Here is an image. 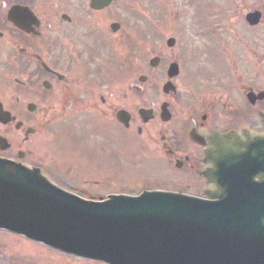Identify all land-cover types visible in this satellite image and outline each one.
I'll use <instances>...</instances> for the list:
<instances>
[{"label": "flooded vegetation", "instance_id": "af4514ba", "mask_svg": "<svg viewBox=\"0 0 264 264\" xmlns=\"http://www.w3.org/2000/svg\"><path fill=\"white\" fill-rule=\"evenodd\" d=\"M90 1L0 0V156L98 197L118 187L116 165L152 147L161 187L200 196L214 187L200 175L214 134L264 128V82L234 48L264 34V7L223 0L202 19L198 0ZM225 39L219 70L193 72L206 42Z\"/></svg>", "mask_w": 264, "mask_h": 264}, {"label": "water", "instance_id": "95a60500", "mask_svg": "<svg viewBox=\"0 0 264 264\" xmlns=\"http://www.w3.org/2000/svg\"><path fill=\"white\" fill-rule=\"evenodd\" d=\"M209 157L213 201L144 191L98 202L0 158V229L107 264H264V139Z\"/></svg>", "mask_w": 264, "mask_h": 264}, {"label": "rangeland", "instance_id": "374dc122", "mask_svg": "<svg viewBox=\"0 0 264 264\" xmlns=\"http://www.w3.org/2000/svg\"><path fill=\"white\" fill-rule=\"evenodd\" d=\"M126 2V0H123ZM201 2L202 0H198ZM206 2V0H203L200 4H203V2ZM193 2V0H178V3H183L182 6ZM196 2V0H194ZM223 0H215V6H219ZM251 4L263 6L264 7V0H248ZM224 4L227 6L226 2ZM234 6H230V10H234ZM202 11V10H201ZM206 12V11H205ZM238 15V12L236 13V16ZM238 17V16H237ZM209 18H212L209 17ZM240 19L238 20V22ZM242 25V23H234V31L238 32L239 29H237V26ZM235 26L237 28H235ZM257 38H252L251 40H246L247 46L244 45L245 48L237 47V52L244 51L243 54L245 58L248 59L247 63L249 64L250 68L253 70V79L256 81V83H262L264 82V34L256 35ZM214 41H209V44H213ZM232 42V41H230ZM230 42L225 39L222 41H217L216 47L222 48V45L228 44L230 45ZM216 43V42H215ZM235 43V41H234ZM207 44V45H209ZM248 49V50H247ZM211 53H208L203 57L200 58V62L197 63L196 66H193L192 70L193 72L199 70L200 68H205L206 71H209V76H213L215 71H218L219 69L214 67V64L212 61V55ZM238 56V55H237ZM242 69L248 70L246 65H242ZM252 77V76H251ZM56 122L54 124V127H56ZM146 149V148H145ZM148 152L144 151L139 153L138 156H135L134 159L139 164V166H148L149 165V158H146L145 155H148V153L153 154L155 156V151L152 147H147ZM116 171H117V181H118V187L113 188L114 183L111 182V180H108V182L105 181L104 186L108 190H102L104 192H108L109 190H113L115 192H126V193H139L144 187H150V186H161L160 184H156V182L151 181V183L148 182V180H159V177L155 174L156 171L150 170V168H137L132 165L128 166H121V164L116 165ZM62 184V183H60ZM62 186H68L67 184H62ZM78 187V189L82 188L81 184H76L75 187ZM0 264H104V263H97L93 261H88L82 258H75L70 255H65L61 252H56L52 249L45 248L44 246L34 243L30 241L29 239H24L20 236L10 234L8 232H1L0 231Z\"/></svg>", "mask_w": 264, "mask_h": 264}]
</instances>
